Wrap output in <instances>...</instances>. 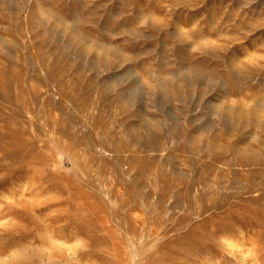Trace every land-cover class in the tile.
Wrapping results in <instances>:
<instances>
[{
  "label": "rangeland",
  "instance_id": "374dc122",
  "mask_svg": "<svg viewBox=\"0 0 264 264\" xmlns=\"http://www.w3.org/2000/svg\"><path fill=\"white\" fill-rule=\"evenodd\" d=\"M213 203L264 264V0H0V264H176Z\"/></svg>",
  "mask_w": 264,
  "mask_h": 264
},
{
  "label": "bare ground",
  "instance_id": "6f19581e",
  "mask_svg": "<svg viewBox=\"0 0 264 264\" xmlns=\"http://www.w3.org/2000/svg\"><path fill=\"white\" fill-rule=\"evenodd\" d=\"M218 206V204L213 203L206 208V210L212 211V214L202 219L199 223L187 225L185 223L182 225L184 226L181 228L182 230L187 229V233L181 236L183 237L182 240H188L189 242L184 252H181V254L177 256L176 264H207L208 257H210L211 254L213 255L215 251H217L216 262L218 261V263L219 258H224V255L235 260V263H237L236 261L238 258L247 264L257 263L258 257L255 255L258 251L255 250V254L250 257L245 258L243 256V248L246 243L248 241H252L253 243L254 239L257 237L256 231L251 232V230H248L252 226V222L249 219L250 217L247 216H251V214H247L246 211H243L247 214L245 216L240 212L242 208L231 210V207H228L223 211L221 210L225 217H220L216 214L220 209ZM252 215L255 216V214ZM252 218L254 219V217ZM178 226H181V222L178 223Z\"/></svg>",
  "mask_w": 264,
  "mask_h": 264
}]
</instances>
